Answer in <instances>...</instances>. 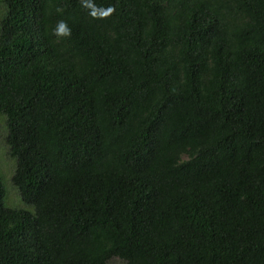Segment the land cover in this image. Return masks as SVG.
Masks as SVG:
<instances>
[{
    "label": "trees",
    "instance_id": "obj_1",
    "mask_svg": "<svg viewBox=\"0 0 264 264\" xmlns=\"http://www.w3.org/2000/svg\"><path fill=\"white\" fill-rule=\"evenodd\" d=\"M0 6V264H264V0Z\"/></svg>",
    "mask_w": 264,
    "mask_h": 264
},
{
    "label": "rangeland",
    "instance_id": "obj_2",
    "mask_svg": "<svg viewBox=\"0 0 264 264\" xmlns=\"http://www.w3.org/2000/svg\"><path fill=\"white\" fill-rule=\"evenodd\" d=\"M1 10V6H0ZM0 127V132H1ZM14 169V160L11 159L5 151V147L3 144L2 136L0 135V171L2 172V180L5 185V195H4V203L8 206H23V202L21 201L20 195L18 194L17 198L15 196H12V193H15V190L13 186L11 185L10 177L13 173ZM4 177V178H3ZM8 183L6 186L5 181ZM8 187V188H7ZM8 189H10V192H8Z\"/></svg>",
    "mask_w": 264,
    "mask_h": 264
},
{
    "label": "clouds",
    "instance_id": "obj_3",
    "mask_svg": "<svg viewBox=\"0 0 264 264\" xmlns=\"http://www.w3.org/2000/svg\"><path fill=\"white\" fill-rule=\"evenodd\" d=\"M57 35L68 36L70 35V29H68L63 23L59 25Z\"/></svg>",
    "mask_w": 264,
    "mask_h": 264
}]
</instances>
